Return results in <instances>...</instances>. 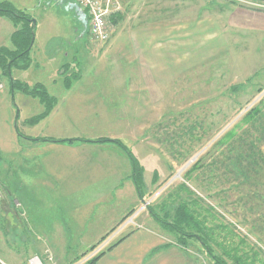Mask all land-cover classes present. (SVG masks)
Masks as SVG:
<instances>
[{
	"label": "rangeland",
	"instance_id": "rangeland-1",
	"mask_svg": "<svg viewBox=\"0 0 264 264\" xmlns=\"http://www.w3.org/2000/svg\"><path fill=\"white\" fill-rule=\"evenodd\" d=\"M6 2L36 25L31 56L38 68L14 70L11 78L46 86L61 104L57 117L69 122H58L55 138L107 140L100 145L114 147L119 141L137 159L143 181L147 174L154 184L102 241L64 243V252L62 243L22 241L26 217L19 204L28 193L61 203L68 199L61 192L94 191L101 186L98 170L83 167L79 155L50 159L40 153L47 165L41 176L49 177L43 186L30 178L26 190L17 173L0 170V256L28 250L33 258L34 246H41L44 264H87L132 229L145 228L151 214L164 224L166 236L180 237L171 222L186 205L193 221L187 245L204 264L214 263L200 236L226 264H264V0H112L121 19L117 24L110 19L106 43L90 39L74 12L66 10L74 0ZM65 65L68 75H79L70 92ZM9 79L0 69V150L23 134H50L24 122L40 108L19 91L12 93ZM251 110L257 115L249 120ZM31 149L32 154L41 150ZM51 172L70 178L56 183ZM98 196H90L87 208L42 211L39 217L90 228L94 237L118 212ZM146 203L150 206L141 210ZM134 215L135 225L112 238Z\"/></svg>",
	"mask_w": 264,
	"mask_h": 264
},
{
	"label": "crops",
	"instance_id": "crops-1",
	"mask_svg": "<svg viewBox=\"0 0 264 264\" xmlns=\"http://www.w3.org/2000/svg\"><path fill=\"white\" fill-rule=\"evenodd\" d=\"M0 2H6V0H0ZM15 30V26L9 19L0 16V48L5 47L13 50L11 36ZM31 58L32 66L30 69L26 71H16L18 73H27L31 72L34 68H38L37 62L34 61L32 56ZM72 88H70V90H65L70 92ZM32 99V102H36V104H38L41 111L39 113L40 115L44 111V106L39 100L34 98ZM60 106L61 104L58 102L51 114L35 126H31L27 123L26 120L31 118L24 121L28 127L32 128L31 130L33 131L34 128H38L39 126H42V129L43 127L48 128L51 135L39 132L36 134H23V137L10 139L11 143H8L4 146L3 150H0V154H2V160H0V170L4 172H13L12 176H16L14 173H17L16 177L20 179V183L24 190L31 185V181L29 180L30 178L33 179V185L36 186V183L41 181L43 186L49 177L46 176L43 178L41 176L43 171H47V165L45 164L46 161L41 160L42 155H39L40 153L51 155L52 157L50 159L55 158L58 155H66L67 157L72 154L79 155L78 159L83 163V167H94L95 170H98V177L100 179L101 186L98 189L96 188L94 191L87 190L77 192V190L71 189L61 192L60 194L68 196V199L61 203L51 201L50 199L53 200L55 197L51 196L49 198L47 194L43 195L42 200H40V197L36 200L31 193L25 191L30 195V197H28V200H25L23 204H19L21 208L20 212H22L26 217V221H24V224L22 225V241L33 243H62L63 246L61 247V250L67 252L68 247H65L66 244L64 243L74 241H88L90 243H96L102 241V239L109 235L110 232L122 222L130 211L136 209L140 205L145 198L148 186H153L154 178L150 177V181L146 180L148 175L145 172L146 176L144 175V181L142 183L140 193L132 179L133 171L131 161L129 157L125 153H122L118 147L100 144L56 145L55 143L41 141L40 139L68 140L55 138L56 136L52 134L54 133L53 129L56 125H59L60 127L62 126L61 123L68 124L69 122L68 119H65V117L61 119L57 117ZM58 122H61V125L58 124ZM42 143L46 145H40ZM11 146H13V149L17 150L18 153L12 154L10 149ZM31 147H36L41 150L37 154H32L31 150L33 149H31ZM97 154L100 155L94 157V155ZM53 171L58 170L54 169ZM52 172L50 176L55 179L56 183L57 179L59 181H63L70 178L68 177L67 172H65V174L60 173L54 175ZM93 176L97 177V175ZM72 190L74 191L73 195H71ZM60 194L56 195L61 197ZM94 194H96V196L99 195L98 202L100 201L106 208L118 211L117 215L110 217L109 220L103 221L100 231L95 234L94 237L90 236V228H78L72 223L68 224L63 221L47 222L39 217L42 215V211L49 212L52 210L69 211L82 209V207H86L85 205L89 206V203H93L90 196ZM31 209L33 212H31ZM34 212H36V214H34ZM48 216H50V213ZM155 219L156 218L153 214L148 216V218H145V228L142 227L132 229L118 245L107 251L94 264H204L201 257L196 254V252L188 248L187 242L182 244L179 241L180 237H174L172 240L170 236H166L164 234L166 231L162 230L163 228L161 227L162 225L164 227V224L160 226V223L156 222ZM158 228H161L163 232ZM36 248L37 246H34V256L42 257L43 250L41 246H38L37 249ZM58 249V246H56V250ZM27 252L30 251H25V255L17 254L15 256H7V253H4L2 254L3 256H0V259L7 264H28L29 257H32L31 254ZM198 256L200 258H198ZM9 258L12 259L10 260Z\"/></svg>",
	"mask_w": 264,
	"mask_h": 264
},
{
	"label": "trees",
	"instance_id": "trees-1",
	"mask_svg": "<svg viewBox=\"0 0 264 264\" xmlns=\"http://www.w3.org/2000/svg\"><path fill=\"white\" fill-rule=\"evenodd\" d=\"M0 16L8 18L13 25L15 26L16 30L11 36V44L13 46V50L1 47L0 48V69L2 73L6 77H10L9 73L12 71H26L31 68L32 66V58L31 52L34 44V34L36 30V25L32 17L18 9H16L11 3L9 2H0ZM121 19V15L116 13L112 16L111 21L112 24H117V21ZM67 69V71H66ZM65 71L63 73V77L65 78V86L67 89L71 88V82L79 77L78 74L74 73L73 75H68V67L65 65L63 67ZM62 70V71H63ZM68 73V74H67ZM10 89L12 93L19 91L23 95L32 97L34 99L39 100L42 105L44 106V111L38 116H35L27 121V123L31 126H35L47 118L55 106L57 105V99L49 94L45 86L42 84H36L33 87H30L28 84L23 83L21 81L15 80L14 78H10ZM256 112L251 110L247 115L246 118L254 119ZM230 135V134H229ZM228 137V136H227ZM231 138V137H230ZM41 141L46 142H53L57 144H81V143H91V144H100V143H108L107 140H97L95 142L83 141V140H53V139H40ZM130 159L132 164V179L141 193L142 183H143V169L139 165L137 159L133 156L131 151L127 149L121 142L115 141V143ZM235 148V147H234ZM186 205H181L178 209V213L172 223V227L177 231L180 235V243L185 244L188 238H192V233L188 232L189 228H191L192 224V216L187 211ZM156 220H160L156 214H154ZM126 236L120 238L118 241L114 243V245L110 246L108 249L100 253L97 257L93 258L87 264H94L96 263L107 251L111 250L113 247L118 245ZM199 242L205 248L206 252L210 255L211 259L213 260L214 264H226L220 258L216 257L213 252L211 251L210 247L206 243L203 237L200 236Z\"/></svg>",
	"mask_w": 264,
	"mask_h": 264
},
{
	"label": "built area",
	"instance_id": "built-area-1",
	"mask_svg": "<svg viewBox=\"0 0 264 264\" xmlns=\"http://www.w3.org/2000/svg\"><path fill=\"white\" fill-rule=\"evenodd\" d=\"M81 10L85 13L87 25L83 26L88 37L95 42L106 43L110 40V33L112 31L110 26V19L112 16L120 11L119 7L112 4V0H74ZM1 200V194H0ZM150 205L144 204L141 210H146ZM141 210L139 212H141ZM134 215L121 229L117 230L112 238H115L119 233L124 231L128 226L135 225ZM0 264H7L0 259ZM28 264H44L40 257H33Z\"/></svg>",
	"mask_w": 264,
	"mask_h": 264
},
{
	"label": "water",
	"instance_id": "water-1",
	"mask_svg": "<svg viewBox=\"0 0 264 264\" xmlns=\"http://www.w3.org/2000/svg\"><path fill=\"white\" fill-rule=\"evenodd\" d=\"M66 10L67 11H73L74 12V14H75V16H76V18H77V20H78V22L82 25V26H86L87 25V19H86V15H85V13L81 10V8L77 5V4H75V3H68L67 5H66ZM34 24H35V21H34ZM34 38H35V36H34ZM34 41V40H33ZM9 76H10V78H11V73H9ZM18 116H19V113L17 114V117H16V119L18 118ZM39 141V140H38Z\"/></svg>",
	"mask_w": 264,
	"mask_h": 264
},
{
	"label": "bare ground",
	"instance_id": "bare-ground-1",
	"mask_svg": "<svg viewBox=\"0 0 264 264\" xmlns=\"http://www.w3.org/2000/svg\"><path fill=\"white\" fill-rule=\"evenodd\" d=\"M114 245V244H113ZM97 249V248H96ZM88 257V256H87Z\"/></svg>",
	"mask_w": 264,
	"mask_h": 264
}]
</instances>
